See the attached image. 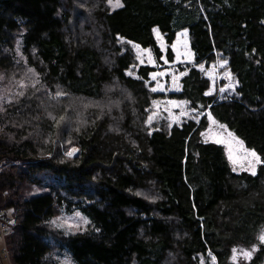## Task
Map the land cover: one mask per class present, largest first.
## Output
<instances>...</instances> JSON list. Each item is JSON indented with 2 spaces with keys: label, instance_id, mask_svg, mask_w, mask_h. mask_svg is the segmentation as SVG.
<instances>
[{
  "label": "trees",
  "instance_id": "16d2710c",
  "mask_svg": "<svg viewBox=\"0 0 264 264\" xmlns=\"http://www.w3.org/2000/svg\"><path fill=\"white\" fill-rule=\"evenodd\" d=\"M121 5L0 0V264H51L63 252L73 264H264V0ZM155 29L169 63L182 30L196 66L226 61L232 98L206 96L209 80L191 66L177 93L149 89L156 67L127 75L130 43L161 65ZM154 100L187 101L202 118L150 127ZM208 117L260 156L255 175L202 140ZM57 211L82 214L88 229L64 235ZM253 246L231 261L233 248Z\"/></svg>",
  "mask_w": 264,
  "mask_h": 264
},
{
  "label": "rangeland",
  "instance_id": "374dc122",
  "mask_svg": "<svg viewBox=\"0 0 264 264\" xmlns=\"http://www.w3.org/2000/svg\"><path fill=\"white\" fill-rule=\"evenodd\" d=\"M115 3L116 0H112V4ZM119 3L121 5V0H119ZM107 4L111 12L121 7H113L109 4V0H107ZM154 36L163 54L160 61L161 65L156 64V61L150 50L141 49L139 46H135L134 44L130 43L131 48L136 55L137 66H135L133 70L131 69L130 71H127V75L137 78L136 71L139 66L156 67V71L148 75V82L146 84L149 89L152 91L155 89V91H153L155 93H177L181 90V79L186 76L188 72L187 70L182 69H185L186 66H191L196 68L205 78L209 80V89L205 92L206 96L216 95L218 101H224L232 98V96L235 94V89L237 88V82L229 73L226 61H217L208 68H205L204 65L196 66L193 60V53L189 47L188 31L182 30L176 33L174 43L171 46L174 59L173 62L169 63L166 61L164 55L166 45L163 36L156 29L154 30ZM118 42L119 44L122 43V45L128 46V42L125 40L119 39ZM16 45L18 48L19 45ZM30 78L33 80L37 79L34 74H32ZM1 89L7 90V87L0 86V90ZM221 89H224V91H221ZM172 101L174 100H154L151 104L152 109L149 110L147 125L152 127V124L163 120L164 122L168 123L169 127L181 126V124L187 121L199 123L202 118V114L192 109L187 101H174L175 105L170 103ZM80 103L82 105L84 104V102ZM150 117L151 119H149ZM207 120L208 128L203 133L202 140L204 142H211L221 145L224 149L229 165L233 170L235 169V172L247 171L251 173V171L248 170L247 161L240 159L244 153L240 149L239 145H237L232 139V137L235 136L232 135V137H229L228 129H226L224 126L220 127L221 124L217 123L215 120H209V117ZM212 121H215V123H212ZM217 141L221 142L218 143ZM73 148L76 149V147H72L67 152ZM230 153L233 157V160L229 159ZM77 154L78 149H76V152L72 156H76ZM257 165L255 166V169L257 168ZM52 220L53 227H55V229L58 231L60 230L62 233H64V235L82 233L89 227L88 220L80 213L65 215L57 211L55 217ZM1 221L2 219L0 213V225L3 235V238L0 236V255L7 258V251L4 244V227L2 226ZM239 258L243 257L238 252L236 254L235 261ZM230 259L231 261H234L233 255ZM50 260L51 264L53 261H55V264H73L66 252L55 253V255L50 257ZM198 263L204 264L203 258H201ZM211 264H216V261L211 259Z\"/></svg>",
  "mask_w": 264,
  "mask_h": 264
},
{
  "label": "snow or ice",
  "instance_id": "6c2138e0",
  "mask_svg": "<svg viewBox=\"0 0 264 264\" xmlns=\"http://www.w3.org/2000/svg\"><path fill=\"white\" fill-rule=\"evenodd\" d=\"M109 4L112 5L113 7H118V6H122L120 5L119 3V0H116V3L115 4H112V0H109ZM175 47V46H174ZM31 71V70H30ZM175 79V77H174ZM153 91H155V89H153ZM221 91H224V89H221ZM23 93H21L22 95ZM208 94V93H206ZM57 95H62L61 93H57ZM172 103L173 105H175V102L172 101L170 102ZM61 119H63V117H61ZM151 119V117L149 118ZM209 120H212L211 117H209ZM212 123H215V121H212ZM220 127H223V125H220ZM203 135V133H202ZM229 137H232V134L229 132L228 133ZM232 139L235 141V143L237 145H239L240 149L243 151L244 155L242 157H240L241 160L243 161H247V164H248V170L251 171V173L253 175L256 174V169H255V166L257 164H260L262 163L261 161V158L260 156L257 155V153L255 151H251V150H248V149H245L243 147V142L242 141H239V140H236L235 137H232ZM218 143L221 142V141H217ZM76 152V149H71L69 152L66 153V155L68 156H72L74 153ZM229 159L230 160H233V157L231 155V153L229 154ZM235 170V169H234ZM87 222V221H85ZM258 239L260 240L261 243H264V232H262L259 236H258ZM233 251V260L235 261L236 259V254L239 252V254L244 258V259H250L251 258V252L252 251H255V246H253L252 250L251 251H245L244 249H236V248H233L232 249ZM214 257H213V261H214Z\"/></svg>",
  "mask_w": 264,
  "mask_h": 264
},
{
  "label": "built area",
  "instance_id": "2783aa9c",
  "mask_svg": "<svg viewBox=\"0 0 264 264\" xmlns=\"http://www.w3.org/2000/svg\"><path fill=\"white\" fill-rule=\"evenodd\" d=\"M0 236H2L3 238L1 225H0Z\"/></svg>",
  "mask_w": 264,
  "mask_h": 264
}]
</instances>
